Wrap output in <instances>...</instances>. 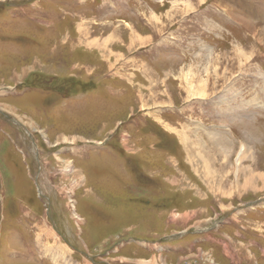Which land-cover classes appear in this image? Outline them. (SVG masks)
Here are the masks:
<instances>
[{
  "label": "rangeland",
  "instance_id": "1",
  "mask_svg": "<svg viewBox=\"0 0 264 264\" xmlns=\"http://www.w3.org/2000/svg\"><path fill=\"white\" fill-rule=\"evenodd\" d=\"M0 264H264V0H0Z\"/></svg>",
  "mask_w": 264,
  "mask_h": 264
},
{
  "label": "flooded vegetation",
  "instance_id": "2",
  "mask_svg": "<svg viewBox=\"0 0 264 264\" xmlns=\"http://www.w3.org/2000/svg\"><path fill=\"white\" fill-rule=\"evenodd\" d=\"M213 230H209L208 232L210 233V232H212ZM180 233H182V232H179V233H176V235H179ZM191 235H193V236H196V235H199V233H202V232H195V230H190V232H189ZM208 234V233H207ZM174 235V234H173ZM168 237H171L170 235L168 236Z\"/></svg>",
  "mask_w": 264,
  "mask_h": 264
},
{
  "label": "bare ground",
  "instance_id": "3",
  "mask_svg": "<svg viewBox=\"0 0 264 264\" xmlns=\"http://www.w3.org/2000/svg\"><path fill=\"white\" fill-rule=\"evenodd\" d=\"M193 9V8H192ZM186 12V11H185ZM136 34V33H135ZM112 40H114V39H112ZM134 41V40H133ZM141 41V44H144L146 41H144V40H140ZM149 41V40H148ZM131 42V41H130ZM108 43V42H107ZM131 45V44H130ZM142 47H144L143 45H141V47H139V48H142ZM138 48V49H139ZM135 51V50H134ZM134 51H132V52H134ZM131 52V53H132ZM236 55V54H235ZM239 57V56H238ZM242 59H243V57H242ZM242 61V60H241ZM203 93V92H202ZM205 93V92H204ZM189 100V99H188ZM205 169H206V167H205ZM207 173V172H206ZM246 176V175H245ZM262 178V177H261ZM250 179V178H249ZM256 179V178H255ZM254 179V180H255ZM252 182H254L253 180H252ZM251 183V182H250ZM262 184V183H261Z\"/></svg>",
  "mask_w": 264,
  "mask_h": 264
},
{
  "label": "crops",
  "instance_id": "4",
  "mask_svg": "<svg viewBox=\"0 0 264 264\" xmlns=\"http://www.w3.org/2000/svg\"><path fill=\"white\" fill-rule=\"evenodd\" d=\"M206 2H207V0H206ZM137 50H138V49H137ZM213 224H214V223H213ZM210 227H211V230H213V231L216 230L215 227H214L213 225L210 226Z\"/></svg>",
  "mask_w": 264,
  "mask_h": 264
},
{
  "label": "water",
  "instance_id": "5",
  "mask_svg": "<svg viewBox=\"0 0 264 264\" xmlns=\"http://www.w3.org/2000/svg\"><path fill=\"white\" fill-rule=\"evenodd\" d=\"M209 230H210V228H209Z\"/></svg>",
  "mask_w": 264,
  "mask_h": 264
}]
</instances>
